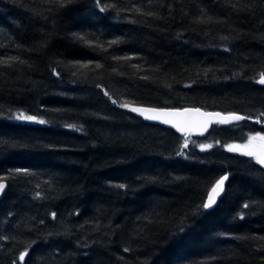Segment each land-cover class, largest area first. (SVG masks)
Listing matches in <instances>:
<instances>
[{
    "label": "trees",
    "instance_id": "1",
    "mask_svg": "<svg viewBox=\"0 0 264 264\" xmlns=\"http://www.w3.org/2000/svg\"><path fill=\"white\" fill-rule=\"evenodd\" d=\"M261 77L264 0H0V264H263L264 166L225 149L264 133Z\"/></svg>",
    "mask_w": 264,
    "mask_h": 264
},
{
    "label": "water",
    "instance_id": "2",
    "mask_svg": "<svg viewBox=\"0 0 264 264\" xmlns=\"http://www.w3.org/2000/svg\"><path fill=\"white\" fill-rule=\"evenodd\" d=\"M259 84L264 85V77L259 79ZM132 111L149 123L170 128L181 135L191 134L197 137L207 134L213 124H230L242 119V116L235 112L206 111L191 106L184 108L138 106ZM227 180L228 174L226 173L220 176L211 186L204 202L205 209L210 210L215 206L225 190ZM6 188L7 183L1 180L0 197L6 191Z\"/></svg>",
    "mask_w": 264,
    "mask_h": 264
},
{
    "label": "rangeland",
    "instance_id": "3",
    "mask_svg": "<svg viewBox=\"0 0 264 264\" xmlns=\"http://www.w3.org/2000/svg\"><path fill=\"white\" fill-rule=\"evenodd\" d=\"M16 118L22 121H36L35 118L23 113L16 114ZM225 149L230 152L252 157L256 162L264 165V134H250L245 141L227 144L225 145Z\"/></svg>",
    "mask_w": 264,
    "mask_h": 264
}]
</instances>
